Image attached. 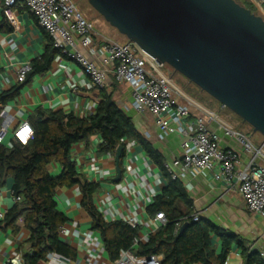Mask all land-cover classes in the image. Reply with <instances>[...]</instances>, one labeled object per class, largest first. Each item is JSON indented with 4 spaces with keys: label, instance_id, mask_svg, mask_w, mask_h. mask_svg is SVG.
<instances>
[{
    "label": "crops",
    "instance_id": "obj_1",
    "mask_svg": "<svg viewBox=\"0 0 264 264\" xmlns=\"http://www.w3.org/2000/svg\"><path fill=\"white\" fill-rule=\"evenodd\" d=\"M16 19L18 29L5 17L4 5L0 1V96L18 92L5 103L0 102L1 130H6L3 144L11 146L15 129L23 122L29 123L30 117L40 109L88 118L96 113L103 95L112 96L116 104L127 115H131L137 130L163 155V169L135 143L121 160L122 174L117 180V153L113 157L101 153L99 147L102 139L98 135L91 137L86 143L74 145L72 158L78 173L89 183L98 185L93 199L105 222H137L139 237L134 246L137 250L140 243H147L160 229L155 216H151L148 209L172 180L166 164H171L174 158L182 156V137L169 135L162 139L154 117L150 114L139 115L132 109V89L128 85L116 83L114 65L105 64L101 51L103 45L119 41L114 39V33L103 23H97L95 27L93 51L79 48L90 60L109 71L104 88H93L82 68L66 58L60 63L54 60L47 71L35 74L25 83L19 84L18 70L25 65L33 68L51 46V40L22 3L17 6ZM196 106L192 108L193 119L203 114L201 109L210 110L201 105ZM220 119L226 123L222 117ZM207 124L209 128L219 132L224 149L242 153L236 141L224 137L216 121L209 119ZM47 170L52 176L62 173L58 163L50 164ZM177 181L192 199L195 215L211 220L238 235L246 248L259 252L264 260V219L249 213L237 193L229 191L224 183L216 182L211 174L188 173ZM13 186L12 178L3 179L0 176V215L7 216L17 204ZM55 201L58 210L67 218L63 226L65 233H59L60 240L75 251V257L66 259L53 254L43 264H113L105 250L101 234L93 230L92 218L82 206L80 187L57 189ZM182 210L185 211L184 208ZM4 220L5 218L0 219V264H7L14 254L27 251V241L31 236L23 219L15 226H9ZM213 242L219 254L221 242L218 239H213ZM158 257L162 263L163 257ZM227 263L244 264L239 246H233Z\"/></svg>",
    "mask_w": 264,
    "mask_h": 264
},
{
    "label": "trees",
    "instance_id": "obj_2",
    "mask_svg": "<svg viewBox=\"0 0 264 264\" xmlns=\"http://www.w3.org/2000/svg\"><path fill=\"white\" fill-rule=\"evenodd\" d=\"M246 7L256 12L252 2ZM58 54L51 42L45 55L34 64L27 80L47 71ZM17 93L0 96V102L5 103ZM1 123L0 118V130ZM29 124L34 136L26 145L13 141L8 147L0 143V176L12 178L14 196L22 198L4 221L15 226L23 219L31 234L27 241L29 249L23 251L25 264H43L53 254L66 259L75 257V251L60 240L59 230L67 218L58 210L55 201L57 189L74 186L80 187L82 206L92 218L93 230L101 234L113 263L122 253L131 251L144 257L162 256L161 264H224L236 245L241 248L244 264H264L260 253L246 248L238 235L201 216L195 221L197 215L193 201L179 181L170 180L168 187L148 209L151 216L164 214L167 225L160 227L147 243H140L137 250L134 246L139 237L138 227L124 221L105 222L93 199L98 185L89 183L78 173L72 158L74 145L86 143L98 135L102 139L99 151L116 154L119 147H125L122 141L127 140L140 145L162 169L165 163L163 155L137 130L133 119L112 96L103 95L96 113L88 118L40 109L30 117ZM125 155L124 150L123 157ZM52 163L61 166L59 176L49 174L47 167ZM186 224L188 228L181 234ZM213 239L221 242L219 254Z\"/></svg>",
    "mask_w": 264,
    "mask_h": 264
},
{
    "label": "built area",
    "instance_id": "obj_3",
    "mask_svg": "<svg viewBox=\"0 0 264 264\" xmlns=\"http://www.w3.org/2000/svg\"><path fill=\"white\" fill-rule=\"evenodd\" d=\"M0 1L4 5L5 17L15 28L18 24L16 9L20 3L36 18L59 51L55 58L57 63L64 58L74 61L90 78L93 88L106 86L109 71L90 60L79 48L93 51L95 26L82 15L72 0ZM250 1L256 8V15L264 19V0ZM101 51L105 64L114 65L116 83L132 89V109L139 115H152L162 139L169 135L182 137V156L166 164L172 180H181L188 173L211 174L216 182L224 183L229 191L240 196L249 213L264 219V144L256 147L246 135L223 123L216 112L201 109L203 114L193 119L192 108L196 104L183 100V93L173 79L164 73L169 66L146 56L136 45L110 41L103 45ZM31 71L30 65L22 66L17 73L18 83H25ZM209 119L220 125L224 137L236 141L242 153L222 147V137L218 131L209 128ZM5 136L6 130H0L1 144ZM33 136L34 130L28 122L21 123L14 131V141L22 145L31 141ZM122 142L125 151H130L135 145V142L127 140ZM107 154L110 157L115 155ZM15 200L19 203L22 198L15 197ZM5 217L0 215L1 220ZM194 220L198 221L199 215ZM155 221L160 227L167 225V218L162 213L155 216ZM129 224L138 227L134 220H130ZM59 233H65L64 227L60 228ZM7 264H25L23 253L14 254ZM113 264H161V259L158 256H138L129 251L122 253ZM224 264H228L227 261Z\"/></svg>",
    "mask_w": 264,
    "mask_h": 264
},
{
    "label": "water",
    "instance_id": "obj_4",
    "mask_svg": "<svg viewBox=\"0 0 264 264\" xmlns=\"http://www.w3.org/2000/svg\"><path fill=\"white\" fill-rule=\"evenodd\" d=\"M87 1L146 56L168 65L264 136L262 17L235 0ZM124 150H117V180Z\"/></svg>",
    "mask_w": 264,
    "mask_h": 264
},
{
    "label": "rangeland",
    "instance_id": "obj_5",
    "mask_svg": "<svg viewBox=\"0 0 264 264\" xmlns=\"http://www.w3.org/2000/svg\"><path fill=\"white\" fill-rule=\"evenodd\" d=\"M77 6L82 15L91 22L95 27L97 23H103L114 34V39L119 43H127V38L122 36L116 29L112 28L88 3L87 0H72ZM242 6H250V0H235ZM247 8V7H246ZM256 13V12H253ZM168 77H171L176 87L183 93V100L191 101L196 105H201L206 109L213 110L218 113L223 120L234 128L236 131L246 135L256 147H261L264 144V136L260 133H254V129L243 122L241 118L236 116L230 110L223 108L220 103L212 97L202 92L198 87L191 84L186 78L179 73H176L172 68H167L164 72ZM182 100V101H183ZM184 102V101H183ZM131 116V115H130Z\"/></svg>",
    "mask_w": 264,
    "mask_h": 264
}]
</instances>
